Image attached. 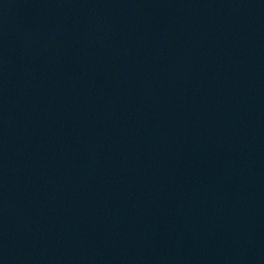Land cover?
I'll list each match as a JSON object with an SVG mask.
<instances>
[{"label": "water", "instance_id": "water-1", "mask_svg": "<svg viewBox=\"0 0 264 264\" xmlns=\"http://www.w3.org/2000/svg\"><path fill=\"white\" fill-rule=\"evenodd\" d=\"M0 264H264V0H0Z\"/></svg>", "mask_w": 264, "mask_h": 264}]
</instances>
